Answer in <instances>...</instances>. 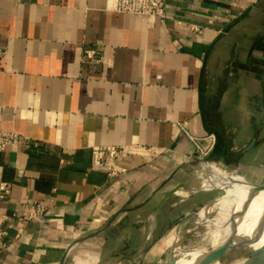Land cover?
<instances>
[{"label":"crops","instance_id":"crops-1","mask_svg":"<svg viewBox=\"0 0 264 264\" xmlns=\"http://www.w3.org/2000/svg\"><path fill=\"white\" fill-rule=\"evenodd\" d=\"M116 3L0 0L2 126L25 136L0 152V211L46 207L6 221L0 264H68L127 215L153 231L201 157L264 184V0H167L164 20ZM107 145L125 147L114 175L93 163Z\"/></svg>","mask_w":264,"mask_h":264},{"label":"bare ground","instance_id":"bare-ground-1","mask_svg":"<svg viewBox=\"0 0 264 264\" xmlns=\"http://www.w3.org/2000/svg\"><path fill=\"white\" fill-rule=\"evenodd\" d=\"M205 168L210 172L207 169L209 173H200L201 177L192 182L189 189L221 186L227 193L208 202L196 212L185 229L187 241L178 243L173 248L175 264H246L250 261L254 248L264 243V228L258 241L250 243L248 240L257 223L264 219V191L256 193L240 215L239 211L253 184L234 181L219 165ZM218 205H222L221 208L217 209ZM152 217L154 222V216ZM239 247H243V251H249L250 255L228 254V259L224 258L230 249ZM97 261L96 254L83 252L76 256L74 264H96ZM106 262L108 261L102 264Z\"/></svg>","mask_w":264,"mask_h":264},{"label":"rangeland","instance_id":"rangeland-1","mask_svg":"<svg viewBox=\"0 0 264 264\" xmlns=\"http://www.w3.org/2000/svg\"><path fill=\"white\" fill-rule=\"evenodd\" d=\"M214 165L213 162H205L201 164L199 170L200 173H207L205 166ZM229 174V177L238 183H250L246 181L243 177L236 174H231L232 172L224 168ZM250 171L261 172L264 168H254L248 167ZM209 170V169H208ZM199 172V171H198ZM210 172V170H209ZM208 172V173H209ZM199 173V174H200ZM262 174H260L261 177ZM200 175H198L197 178ZM197 178L192 181H189L188 184L191 185ZM246 178V177H245ZM190 187V186H189ZM188 186H182L177 189L176 195L173 196L166 204L163 209V213L168 212L172 209V213L169 219H166L163 224L162 220L164 214L159 215V224L157 228L153 229V217L149 215L146 216L145 223L141 224L140 227H137L138 222L136 220V215H127L125 221L116 227H110L107 230L99 233L97 236L86 240L80 244H77L69 253L68 264H74L76 261V256L83 253L89 252L94 253L98 256V261L96 264H102L106 260H103L106 255H109L113 250H118L121 248L122 252L131 253L136 252L134 257L136 261H122V263L114 262L112 263L113 256L107 259L108 262L104 264H172L171 259V250L175 245L181 242H186V226L193 220L196 216V212L204 207L208 202L216 200L217 198L225 195L227 190L221 186L212 187L213 189H205L192 192L193 189H189ZM183 188V189H182ZM210 188V187H209ZM175 204H178L175 207ZM181 204V205H180ZM172 206V207H171ZM222 205L216 206L217 209L221 208ZM215 209V208H214ZM151 218V226L148 227L149 221ZM167 218V217H166ZM179 218L176 224L172 225L173 220ZM170 223V224H169ZM144 225V226H143ZM144 227V228H143ZM152 231V232H151ZM152 233V236L149 237ZM147 236V237H146ZM149 237V238H148ZM106 239L109 240V244L105 250L104 243ZM127 240V242L125 241ZM148 240V241H147ZM126 242V243H125ZM124 249V250H123ZM143 250V252H141ZM249 251H243V247L230 249L227 255L224 257L228 259L230 255H242L249 256ZM229 254V256H228Z\"/></svg>","mask_w":264,"mask_h":264},{"label":"built area","instance_id":"built-area-1","mask_svg":"<svg viewBox=\"0 0 264 264\" xmlns=\"http://www.w3.org/2000/svg\"><path fill=\"white\" fill-rule=\"evenodd\" d=\"M257 2L258 0H251ZM167 0H117L116 10L122 14H141L156 16L161 20L166 17ZM85 57L89 60H100L101 55L97 49L89 48L85 52ZM4 106L0 104V152L5 150L11 145H14L21 140L22 136L15 130L6 129L2 126ZM198 144V143H197ZM201 156L208 154L207 150H204L200 144L197 145ZM125 147L107 145L98 146L94 149L93 163L99 168H104L108 174L114 175L118 171L123 169L117 168L112 164V160L123 155ZM205 157H201L203 159ZM10 193V187L7 182L0 181V201L3 200ZM46 211V207L43 203L34 202L28 211L20 212H1L0 211V240L5 236L6 230L4 225L10 218L18 216L19 214L27 216L29 218H36L43 215Z\"/></svg>","mask_w":264,"mask_h":264},{"label":"water","instance_id":"water-1","mask_svg":"<svg viewBox=\"0 0 264 264\" xmlns=\"http://www.w3.org/2000/svg\"><path fill=\"white\" fill-rule=\"evenodd\" d=\"M200 162H201V164L202 163H204V162H211L208 158H203V159H200ZM201 166V165H200ZM199 172L195 175V177L192 179V180H194L195 178H197L198 177V175H200L199 173H200V170H198ZM251 184H253V187H252V189L250 190V192H249V194H248V196L246 197V199L244 200V203H243V205H242V208H241V210L239 211V214L241 213H243L246 209H247V207L249 206V204H250V201H251V198L256 194V193H258V192H260V191H264V184L262 183H252L251 182ZM184 186H190L188 183L186 184V185H184ZM210 189H213V188H210ZM200 190H203V189H193L192 190V192H197V191H200ZM240 214V215H241ZM263 228H264V219H261L258 223H257V225H256V227H254V233L253 234H251V235H249V237H248V240H249V242L250 243H254V242H256V241H258L259 240V238L261 237V235H262V233H263ZM90 236V234H88V235H85V236H82V237H80V238H78L77 240H75L70 246H69V248H68V250H67V255H69V253L71 252V250L76 246V244L78 243V242H80L82 239H84V238H87V237H89ZM141 252H143V250L141 251ZM127 258H130V259H133V258H135V257H133V256H126ZM171 258H172V264H175V262H176V259H175V255H174V253H173V248H172V250H171ZM246 264H264V243L261 245V246H258V247H256V248H254V251H253V253H252V255H251V259H250V261H248V263H246Z\"/></svg>","mask_w":264,"mask_h":264},{"label":"flooded vegetation","instance_id":"flooded-vegetation-1","mask_svg":"<svg viewBox=\"0 0 264 264\" xmlns=\"http://www.w3.org/2000/svg\"><path fill=\"white\" fill-rule=\"evenodd\" d=\"M172 259V258H171Z\"/></svg>","mask_w":264,"mask_h":264}]
</instances>
